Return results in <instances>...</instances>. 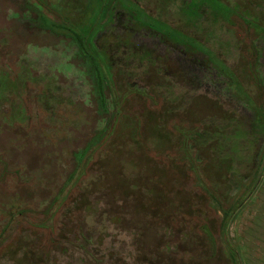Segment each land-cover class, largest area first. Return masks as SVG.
<instances>
[{
    "label": "rangeland",
    "instance_id": "374dc122",
    "mask_svg": "<svg viewBox=\"0 0 264 264\" xmlns=\"http://www.w3.org/2000/svg\"><path fill=\"white\" fill-rule=\"evenodd\" d=\"M0 264H264V0H0Z\"/></svg>",
    "mask_w": 264,
    "mask_h": 264
}]
</instances>
